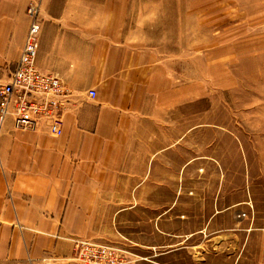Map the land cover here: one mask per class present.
Masks as SVG:
<instances>
[{
	"label": "rangeland",
	"instance_id": "1",
	"mask_svg": "<svg viewBox=\"0 0 264 264\" xmlns=\"http://www.w3.org/2000/svg\"><path fill=\"white\" fill-rule=\"evenodd\" d=\"M31 6L40 26L103 21L184 90L161 119L148 207L106 209L76 239L126 264H264V0H29L30 23Z\"/></svg>",
	"mask_w": 264,
	"mask_h": 264
},
{
	"label": "crops",
	"instance_id": "2",
	"mask_svg": "<svg viewBox=\"0 0 264 264\" xmlns=\"http://www.w3.org/2000/svg\"><path fill=\"white\" fill-rule=\"evenodd\" d=\"M28 1L0 0V84L24 45ZM79 23L43 22L38 38V69L68 93L61 134L45 123L0 124V264H77L72 240L86 238L104 210L146 207L139 193L161 189L150 164L168 143L161 119L183 104V85L103 21Z\"/></svg>",
	"mask_w": 264,
	"mask_h": 264
},
{
	"label": "built area",
	"instance_id": "3",
	"mask_svg": "<svg viewBox=\"0 0 264 264\" xmlns=\"http://www.w3.org/2000/svg\"><path fill=\"white\" fill-rule=\"evenodd\" d=\"M35 7L28 9L32 18L14 70L0 84V124L10 118L20 131H36L45 123L51 135L62 132L63 113L68 93L56 75L41 72L36 65L40 25ZM91 98L96 96L89 91ZM77 264H126V251L88 240H72Z\"/></svg>",
	"mask_w": 264,
	"mask_h": 264
}]
</instances>
